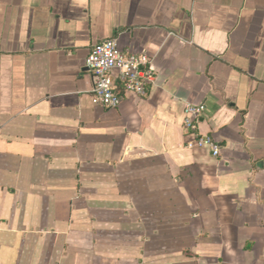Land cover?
Here are the masks:
<instances>
[{"label":"crops","instance_id":"crops-1","mask_svg":"<svg viewBox=\"0 0 264 264\" xmlns=\"http://www.w3.org/2000/svg\"><path fill=\"white\" fill-rule=\"evenodd\" d=\"M111 37L155 76L107 109ZM0 264H264V0H0Z\"/></svg>","mask_w":264,"mask_h":264},{"label":"built area","instance_id":"built-area-1","mask_svg":"<svg viewBox=\"0 0 264 264\" xmlns=\"http://www.w3.org/2000/svg\"><path fill=\"white\" fill-rule=\"evenodd\" d=\"M85 65L91 73V100L94 105L111 109L120 105L127 92L144 95L153 83L155 71L152 61L145 54L122 49L116 38L111 37L94 44L86 57ZM203 104L186 103L183 127L195 134L189 147H207L214 156L220 153V145L212 137L198 131Z\"/></svg>","mask_w":264,"mask_h":264}]
</instances>
